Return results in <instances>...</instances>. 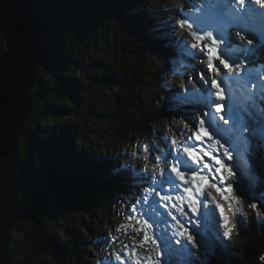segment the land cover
<instances>
[{
	"label": "snow or ice",
	"instance_id": "1",
	"mask_svg": "<svg viewBox=\"0 0 264 264\" xmlns=\"http://www.w3.org/2000/svg\"><path fill=\"white\" fill-rule=\"evenodd\" d=\"M28 2L32 12L19 20L0 13V39L7 40L0 44V64L16 62L30 77V83L19 77L0 80L2 117L15 112L22 94L30 97L38 65L54 71L63 61L62 38L69 31L83 38L111 18L130 31L144 30L170 50L168 71L189 81L182 89L161 85L166 93L162 110L180 116L183 127L176 129L173 120L168 131L174 136L158 131L156 142L137 143L133 151L121 154L143 163L117 164L105 175L77 150L70 130L62 129V135L44 144L50 148L48 160L77 161L73 175L92 194L112 184L137 189L131 201H123L128 205L124 222L113 224L120 235L103 232L97 241L98 247H122L108 252L99 264H234L231 242L238 227L247 234L248 247L260 253L257 264H264V182L254 170L238 175L232 163L238 152L258 148L264 156V71L256 70L257 64L264 69V0H181L155 12L145 10L146 0ZM154 15L161 19L153 21ZM185 61V71L172 67ZM190 92L197 94L194 100ZM188 107L193 111H186ZM38 163L30 179L38 177L42 161ZM202 180H210L207 187ZM26 190L39 208L46 188L36 184ZM129 228L134 235L128 234Z\"/></svg>",
	"mask_w": 264,
	"mask_h": 264
},
{
	"label": "trees",
	"instance_id": "2",
	"mask_svg": "<svg viewBox=\"0 0 264 264\" xmlns=\"http://www.w3.org/2000/svg\"><path fill=\"white\" fill-rule=\"evenodd\" d=\"M146 5V8L151 7L149 2H146ZM172 5L176 6V0H172ZM110 26L113 34L122 32L121 38L115 37L118 45L126 41L121 50L137 55V61L146 59L148 53L154 52L152 39L144 30L130 31L118 20L111 18L98 24L83 38L74 30L69 31L62 38L65 50L63 61L54 71H49L43 66L38 69V76L31 89L33 96L31 115L19 136L14 155L0 163L3 169L0 172V264H49L45 263L48 255L53 259L52 264H63L65 260L63 252L67 253L68 249L75 246L72 240L78 237L77 233L89 235L93 229L79 210L84 208L86 214L96 219L100 213L91 209L93 203L99 207L98 212L105 211V207L100 204V193L92 194L86 191L73 175L77 161L71 157L48 160L50 148L44 144L62 135V129L70 130L77 150L82 149L86 156L87 151L83 149L86 146L83 147V144H86L84 136L88 130L86 122L89 112L85 110V105H88L94 118H106L109 122L127 120L125 111L119 108V112L110 110V113L105 115L108 102L91 93L95 85L109 93L116 92L118 102L121 94L125 93L127 100L134 97L144 99L141 93L133 95L136 87L131 88V78L135 76L136 70L131 72L133 68L129 63L120 65L117 53H111L108 49L113 44L116 45L115 40L111 42V37L108 36L111 32L106 33L107 36H103V40L100 39L99 35ZM0 44L5 45L2 39ZM141 50H144L145 58L140 57L138 52ZM155 67L153 64L152 68L156 69ZM134 118L127 120L130 124H127L128 129L130 126H137L133 123ZM78 140L81 143L78 144ZM110 145L111 143L106 144V147ZM35 149L43 155L41 156ZM106 150L109 152L107 148ZM91 152L90 149L89 157L93 159ZM107 155L108 153H105L103 159L109 169L110 161L106 158ZM40 161L42 167L37 173L38 177L30 179L31 169H37ZM253 163L259 181L264 182L262 155H256ZM101 164V161L96 163L98 167ZM36 184L43 185L47 190L39 208L28 198L26 190L27 187ZM104 194L106 198L107 191ZM87 205L90 206L87 208ZM234 238L232 243L234 264H257L260 253L255 248L248 247L247 234L240 232ZM81 252L85 253L84 250Z\"/></svg>",
	"mask_w": 264,
	"mask_h": 264
},
{
	"label": "rangeland",
	"instance_id": "3",
	"mask_svg": "<svg viewBox=\"0 0 264 264\" xmlns=\"http://www.w3.org/2000/svg\"><path fill=\"white\" fill-rule=\"evenodd\" d=\"M146 2H149L151 5L150 8L148 7L145 8V10L149 12H155L156 9L159 7H174V5H172V0H146ZM180 2L181 0L179 1L176 0V5L180 4ZM168 15L170 18H173V19L175 18V13H169ZM151 19L153 21H157L161 19V17L158 15H154L151 17ZM103 32L105 34L102 33L101 35H99L100 39L103 40V36H105L106 33L111 32L110 34L108 33V36L110 35L111 37V42L115 40L116 36L118 37L117 39H119L121 38L120 35H122V32H120V34H113L111 31V26L104 29ZM184 38L190 39L189 37H187L186 34ZM117 39L115 40L116 45L113 44L112 47L108 49H110L111 53H114V54L117 53L118 63L120 65L124 66L127 63H129L131 67L133 68L130 71L133 72L134 70H136L135 76L131 78L132 80L131 88L136 87L135 88L136 91L133 95H136L137 93H141L143 94L144 99L142 98V100H139L136 97H134L132 98V100L131 98L130 100H127L126 93H125V94H121V97H119L120 100L118 102L116 99L117 97L116 92L112 91V93L110 92L111 93L110 94L104 88L100 86H96V85H95V88L92 90L91 92L92 94L108 102L107 103L108 108H107V111L105 112V115L109 114L110 110L119 112L118 111V108H119L120 110L125 111L127 120H129L131 117H135L134 118L135 121L134 122L132 121V122L136 123L137 125L136 127L130 126V128L128 129L127 124H129V121L127 120H124V122L123 121L120 122L118 120H115L114 122H109L108 119L106 118H99V117L94 118V116L91 115L92 113L90 112L91 110H89L88 105H85V110L88 111L89 113H87L88 122H86L88 125V130H86L85 136H84L85 138L84 142L86 144H83V147L86 146V148H83V149L87 151L86 156L88 158H90L89 157L90 149L92 150L91 153L94 156L93 160L95 164L98 163L99 161L102 162L101 166L98 168L105 175H107L109 170L117 164L131 163L133 165H136L139 163H143V161H137L134 158H132L130 155L124 156L121 154L124 152L130 153L131 151H133L137 143L150 144V143L156 142L155 133H157L158 131L164 132V134L169 137L174 136V132L168 131V126L170 122H172L173 120L175 121L174 127L176 129L183 127L180 116L176 115L174 112L165 113L162 110V106L164 105V102H165L166 93L161 87V85H164L168 88H172L175 86V87L182 89V88H185L189 83L188 79L185 76L172 75L168 71L169 69L168 59H169V56L171 55V52L170 50L161 47V45L158 42L156 41L154 42L152 40V46L155 47V48L153 47L155 53L154 52L148 53L146 59L144 60L140 59V61H137L136 60L137 55L131 52L128 53V52H124L121 50L122 49L121 47L125 44L126 41H124V43L121 42V44L118 45L119 42L117 41ZM85 48L86 47L84 46V49ZM138 53L141 58H145L143 56L144 50L143 51L141 50ZM152 63L154 64V66H156L155 67L156 69L152 68V65H153ZM186 64H187L186 61L182 65H177L175 64V62H173L172 67L177 68L179 71H185L186 68L184 67V65ZM190 67L191 66L188 65V68ZM189 75H191V72H189ZM37 76H38V73L36 74V77ZM171 79H173V83H172L173 85L170 87L169 86L170 83H168V81ZM31 95H32V92H31ZM151 101H152V104H151ZM113 106L116 109H114ZM154 106H155V109H157V111L160 109L159 112H152L150 110V109L154 110ZM185 110L193 111V108L188 107ZM175 138H177L180 141H183L184 139L183 137L178 136V135L175 136ZM98 142H100L99 144H101L103 147L100 146ZM79 143H81V141H79L78 144ZM110 143L111 145L106 147V144H110ZM204 147L207 151L211 152V149L207 147V144H205ZM106 148L108 149L109 152H107ZM105 153H108L106 158H108L110 161L109 169L104 163L103 157ZM234 155H235L234 163H237L239 161L243 163V161L246 160V156H245L246 153L244 152H238V153H235ZM251 155H253V157L254 155L255 156L260 155L259 149L257 148L256 150L253 151V153L251 152ZM11 157L7 158L6 160L10 159ZM111 158L113 161H111ZM205 160H208V157H205ZM251 160H252V166H253L254 163H253L252 156H251ZM240 167H241V171H245L246 173L249 172L246 169H244L247 167V165H244V166L240 165ZM2 170L3 169H1L0 167V172ZM235 170L236 168H234V171ZM201 183L207 187V185L210 183V180H202ZM105 191H107L106 198L105 196H103L105 195L104 194ZM103 192H102L103 195L102 193H100V198H101L100 204L103 205V207H105V211L103 213L98 212L97 210H99L98 209L99 207H97L94 203L91 206V209L93 211L100 213V214H97L99 218L96 219V217L89 216L88 214H86V212H84V208L83 210L81 209L79 210V213L85 216L87 223L88 224L90 223L93 229L91 230L92 232L89 235L86 233L81 234V232L79 234L75 230L76 233L78 234V237L76 236V239L72 240V243H74L75 246L73 247L71 246L72 248L68 249L67 253L63 252V255H64L63 258L65 259L63 260L64 261L63 264H99L100 258L106 257L108 252L113 251L116 248L122 247V244H113L109 248L98 247L97 241L103 239L100 236V234L103 232H107L112 236L120 235L119 233L114 231L113 224L119 225L120 223L124 222L123 214L127 211L128 205L123 204V201H131L133 197L137 195V189L135 188L130 189L127 185H124V184H112V185H109V188H105ZM213 195L217 196V200L221 204L224 205L226 214L231 217L232 212L228 210L227 204L224 203L220 195L215 193V191H213ZM89 206L90 205H87L86 207L88 208ZM209 207H214V206L209 205ZM185 211H187V208H185ZM249 215L251 217V213ZM177 216L179 218L178 214ZM169 222L171 223L170 218H169ZM72 224L73 222H71V225ZM250 224H251V221H249V227H250ZM240 232L241 231L239 230V227H238L237 230L233 234V241L231 243L234 242V239H235L234 237L238 236ZM128 234L134 235L131 228L128 229ZM121 239L125 242H128L127 236H121ZM137 239H139V237H137ZM77 243H79V245ZM225 243H229V242L225 241ZM83 250L85 251V253L82 254L81 251ZM45 261H46L45 263L52 264L53 259L51 255L50 256L48 255Z\"/></svg>",
	"mask_w": 264,
	"mask_h": 264
},
{
	"label": "water",
	"instance_id": "4",
	"mask_svg": "<svg viewBox=\"0 0 264 264\" xmlns=\"http://www.w3.org/2000/svg\"><path fill=\"white\" fill-rule=\"evenodd\" d=\"M2 12H5L8 17L14 20H19L29 15L32 12V8L28 0H0V13ZM4 35L7 36V33ZM24 39L25 37L21 35V40L23 41ZM3 40L6 45L7 40ZM39 67L41 66L38 65L35 69L33 84ZM4 77H7L9 80L19 77L23 79L25 83H30V77L27 75L24 68L12 61L7 65L0 64V80ZM31 89L29 91L30 97H28L26 93L21 95L20 101L13 114L8 117L0 116V163L12 156L17 149L19 136L31 115Z\"/></svg>",
	"mask_w": 264,
	"mask_h": 264
},
{
	"label": "bare ground",
	"instance_id": "5",
	"mask_svg": "<svg viewBox=\"0 0 264 264\" xmlns=\"http://www.w3.org/2000/svg\"><path fill=\"white\" fill-rule=\"evenodd\" d=\"M180 3H181V2H180ZM168 83H170L169 86L171 87V86L173 85V84H172V83H173V79L169 80ZM188 96H189V99H191V100H194V99L197 97L196 94L191 93V92L188 94ZM151 103H152V101H151ZM154 110L157 111V109H155V106H154ZM159 110H160V109H159ZM159 110H158L157 112H159ZM149 132H150V131H149ZM204 146H205V145H204ZM250 154H251V153H250ZM247 156H248V155H247ZM251 156H252V158H253V155H251ZM251 156H249L248 158L251 159ZM263 157H264V156H262V158H263ZM249 164L252 166V160H250ZM260 165H261V164H260ZM260 170H261V169H260ZM261 171H263V170H261ZM263 172H264V171H263ZM96 238H97V237H96ZM241 249H242V247H241ZM77 250H78V249H77ZM246 250H247V249H246ZM246 250H245V252H246ZM240 251H241V250H240ZM242 251H243V250H242ZM76 252H77V251H76ZM243 252H244V251H243ZM82 253H83V252H82ZM247 253H248V252H247ZM249 253H250V252H249ZM255 253H256V252H255ZM255 253H254V254H255ZM250 254H251V253H250ZM250 256L253 257V255H250ZM250 256H249V257H250ZM235 257H236V256H235ZM235 259H236V258H235ZM243 259H245V258H243ZM240 260H241V259H240Z\"/></svg>",
	"mask_w": 264,
	"mask_h": 264
}]
</instances>
